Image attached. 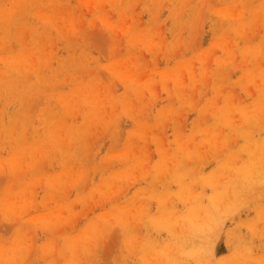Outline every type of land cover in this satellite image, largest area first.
I'll return each mask as SVG.
<instances>
[{
	"label": "rangeland",
	"instance_id": "rangeland-1",
	"mask_svg": "<svg viewBox=\"0 0 264 264\" xmlns=\"http://www.w3.org/2000/svg\"><path fill=\"white\" fill-rule=\"evenodd\" d=\"M0 264H264V0H0Z\"/></svg>",
	"mask_w": 264,
	"mask_h": 264
}]
</instances>
